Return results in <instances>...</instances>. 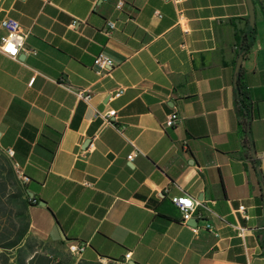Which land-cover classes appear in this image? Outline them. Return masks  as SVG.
Listing matches in <instances>:
<instances>
[{
  "label": "crops",
  "instance_id": "1",
  "mask_svg": "<svg viewBox=\"0 0 264 264\" xmlns=\"http://www.w3.org/2000/svg\"><path fill=\"white\" fill-rule=\"evenodd\" d=\"M115 1L0 0V20L26 33L17 61L0 54V252L7 264L126 252L128 264H264V0H250L252 26L246 0ZM111 110L114 126L94 118ZM180 197L206 207L195 225Z\"/></svg>",
  "mask_w": 264,
  "mask_h": 264
},
{
  "label": "built area",
  "instance_id": "2",
  "mask_svg": "<svg viewBox=\"0 0 264 264\" xmlns=\"http://www.w3.org/2000/svg\"><path fill=\"white\" fill-rule=\"evenodd\" d=\"M123 6L122 0H116L114 3V9L120 11ZM157 15V14H156ZM158 17V15H157ZM76 23L73 21L71 26H74ZM0 28L5 32L2 42L0 43V54L9 58L10 60L17 61V58L20 52L23 50L24 39L26 37V33L23 32L20 26L14 20L3 19L0 20ZM115 28V24L113 21H106L102 32L105 35H109L111 31ZM30 54H34L32 50H27ZM93 65L95 67L104 68L110 66V61L103 57L101 54L97 55L93 60ZM33 78H30L28 81V85H31ZM121 93L118 90L114 97L119 96ZM76 95L83 100H87L88 96H83L80 92H77ZM115 112L113 110L108 111L106 113H96L94 118L101 120L104 124H109L110 126L113 125ZM177 115L175 113H170L166 116L164 120V126L170 127L177 121ZM119 135L121 134L120 129H116ZM7 153L11 155V151L8 150ZM139 152L133 148V150L126 156V159L130 161L135 155ZM170 202L174 205L180 213L181 223L186 224V222L190 219H199L201 217L200 211L205 210L207 211L206 207L198 201H193L188 197H180V198H171ZM234 213L240 214L241 218L246 221L247 216L244 214V207L239 205ZM232 229L235 230L236 236L239 239L244 237V233L246 228L239 226L237 224L230 225ZM192 233L196 232L195 226H188ZM204 229L207 231H211L212 228L209 224L204 225ZM84 249V246H77V245H70L68 246V250L73 255H79ZM130 258V253L126 252L120 260H108L104 262V264H128ZM100 261H103L100 259Z\"/></svg>",
  "mask_w": 264,
  "mask_h": 264
},
{
  "label": "trees",
  "instance_id": "3",
  "mask_svg": "<svg viewBox=\"0 0 264 264\" xmlns=\"http://www.w3.org/2000/svg\"><path fill=\"white\" fill-rule=\"evenodd\" d=\"M245 100H246V98H245L243 92L241 91L240 86L238 85L236 88V102L238 103L239 110L246 111L247 105L245 104ZM243 125H244V122H243V120H241L238 123V126L240 128H242ZM258 203H260V199L258 200ZM0 264H7V259H6L5 255L2 254V252H0Z\"/></svg>",
  "mask_w": 264,
  "mask_h": 264
},
{
  "label": "water",
  "instance_id": "4",
  "mask_svg": "<svg viewBox=\"0 0 264 264\" xmlns=\"http://www.w3.org/2000/svg\"><path fill=\"white\" fill-rule=\"evenodd\" d=\"M246 8L248 13V24L252 26L253 24V8L250 0H246ZM261 203H262V213L264 222V188L261 189ZM195 225V219H191Z\"/></svg>",
  "mask_w": 264,
  "mask_h": 264
}]
</instances>
